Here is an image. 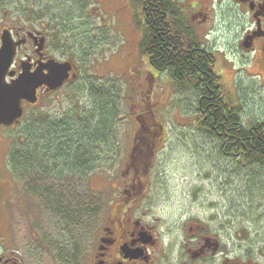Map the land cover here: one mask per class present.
<instances>
[{
	"label": "rangeland",
	"instance_id": "rangeland-1",
	"mask_svg": "<svg viewBox=\"0 0 264 264\" xmlns=\"http://www.w3.org/2000/svg\"><path fill=\"white\" fill-rule=\"evenodd\" d=\"M23 1L29 6V16L36 11L37 1L44 3V16L49 18H44L43 25L39 22L36 27H44L42 30L46 32L52 28L59 30L61 35L49 36L48 45L54 53L61 50L65 58L73 60L79 75L75 82L51 96L44 95L37 105L28 106L12 131L0 133L5 163L10 153H5L8 146L5 136L18 143L26 119L32 114L43 109L53 120H57L56 113L59 117L66 114L75 119L85 110L91 113L87 130L101 132L104 141H99L93 160V165L97 164L95 171L72 182L81 194V201L91 198L96 202L79 205L68 196L73 189L65 190L67 193L62 195L66 205L62 213L70 216L74 208L80 207L77 220L82 241L88 245L93 243L105 218L108 191L110 196L112 186L113 189L120 187L121 174L126 172L131 154L145 152L150 164L146 184L141 182L150 189L149 214L163 220L170 215L180 220L185 212L199 216L198 220L209 225L222 242L228 243L226 247L230 248L231 256L242 260L250 257L264 264V170L217 156L215 142L194 129L196 106L190 92L174 88L166 79L167 74L159 75L140 57L135 6L129 0H80L82 5L76 0L74 6L69 0ZM19 2L23 3L6 0L3 9L7 12L6 23L12 19L17 26L22 25L20 19L24 13L17 11ZM90 8L93 13L88 11ZM102 24L109 35L96 30ZM88 41L92 45L87 49ZM100 81L107 84H99ZM109 82L113 83L111 87ZM227 82L233 92L238 91L236 102L240 105L242 123L264 122V86H255L253 82V88L257 89L253 92V88H247V81L239 82V90L230 78ZM109 96L116 105L110 119L114 102ZM81 139L83 147H88L87 140ZM7 168L0 167V212L4 210L5 214L6 207L9 210L8 226L14 231L15 243L23 247L33 236H39L31 232L33 227L42 231L40 225H33L35 219L30 214L38 215L39 220H52L55 210L45 207L46 197L43 202L29 196L28 190L33 188L30 177L25 174L10 180L5 176ZM53 184L52 179L43 185L40 183L39 194L45 188L53 189ZM64 187L70 188L67 184ZM89 189L96 192L91 194ZM51 229L52 225L47 227L54 235L56 232Z\"/></svg>",
	"mask_w": 264,
	"mask_h": 264
},
{
	"label": "flooded vegetation",
	"instance_id": "flooded-vegetation-1",
	"mask_svg": "<svg viewBox=\"0 0 264 264\" xmlns=\"http://www.w3.org/2000/svg\"><path fill=\"white\" fill-rule=\"evenodd\" d=\"M131 3L132 0H129ZM137 1V21L139 24V40L147 36L151 23L161 24V19H168L175 26H183L190 30L198 39L197 47L203 52L205 62L211 66L213 74L221 79V83L233 96L238 97V91L227 87V80L230 78L232 84L239 90V82L248 83V89L255 86H264V0H136ZM40 1L36 2V11L43 12V7H39ZM43 3V2H41ZM44 4V3H43ZM23 7V8H21ZM17 11L24 13V18L20 19L22 25L17 26L16 20L12 19L6 23L7 12L0 11V48L2 46L3 34H8V39L16 45L11 63L5 72V83H11L23 73L24 69L33 73L42 71L51 59L61 62L65 61L64 53L61 50L52 52L48 45V37L51 32H46L43 28L36 27L37 23L29 21V6L20 4ZM92 12V10H91ZM93 13V12H92ZM97 14L96 11H94ZM156 19L152 20L151 18ZM49 18V16H44ZM166 23L169 24L168 21ZM39 25H43L39 24ZM170 25V24H169ZM145 36V37H146ZM41 38H45L41 44ZM138 47V46H137ZM198 50V51H199ZM139 51V47H138ZM140 53V51H139ZM151 68L148 55H142ZM142 58V59H143ZM73 68L69 72V79L72 82L78 77L79 72L72 63ZM155 70V69H154ZM156 71V70H155ZM168 81L173 84V80L168 72ZM229 73L231 76L228 77ZM73 75H76L75 78ZM241 84V88H242ZM264 88V87H263ZM57 90H50L47 86L41 85L36 89L37 102L30 104L22 101L23 114L29 106L37 105L44 95L51 96ZM253 92L257 89L253 88ZM249 91V90H248ZM28 107V108H29ZM18 123L10 126L0 124V133L13 130ZM7 147L5 153H9L14 139L5 136ZM0 155L2 163L0 167L7 168L5 154ZM126 172L121 174L120 187L110 190L111 195L107 197V207L105 218L100 226L99 232L88 245L81 239V230L78 223L80 217L79 206L74 208L70 216L62 213L66 208L62 195L69 191L68 196L79 202V205L94 204L91 198L81 201V194L77 193V186L72 182L80 177L67 178L60 177L54 173H33L31 178L29 196L42 199L46 197V208L54 209L52 220H39L34 213L30 215L35 219L33 225H40L42 231L37 227H31L33 236L25 246L21 247L15 243L14 231L9 225V210L6 207L0 212V264H258L257 261L248 257L245 260L231 256L228 243L222 242L215 231L209 225L198 220L200 217L185 215L180 220L179 217L160 219L149 214L147 198L150 197V189L143 186L142 179L133 170L131 164H126ZM6 170V169H5ZM14 174L5 172L10 180ZM18 176V174H17ZM16 176V177H17ZM18 178V177H17ZM53 181L54 188H45L39 194L40 183ZM122 182V184H121ZM67 184L70 188L64 189ZM92 189V188H91ZM89 189V191H92ZM54 190H58L55 193ZM96 191H92L95 193ZM1 194V187H0ZM89 194L90 196H92ZM58 196V197H57ZM93 197V196H92ZM97 199V198H96ZM44 202V200H43ZM8 212V214H7ZM12 216V215H11ZM12 224V222H11ZM52 225V235L47 227ZM51 229V230H52Z\"/></svg>",
	"mask_w": 264,
	"mask_h": 264
},
{
	"label": "trees",
	"instance_id": "trees-1",
	"mask_svg": "<svg viewBox=\"0 0 264 264\" xmlns=\"http://www.w3.org/2000/svg\"><path fill=\"white\" fill-rule=\"evenodd\" d=\"M21 1L23 3L19 2L18 5H28ZM73 2L76 0L68 1L74 6ZM132 2L137 10V1ZM79 4L82 5L80 0ZM5 5L6 0H0V11H4ZM38 6H44L43 12H33L34 19L31 20L34 23L42 21V24L46 7L43 3ZM91 10L90 8L88 11ZM49 14L47 12V15ZM151 19L157 21L154 17ZM160 22L159 25L151 23L147 36L139 41L140 53L149 56L156 71L170 74L174 88L190 92L196 106L193 127L215 142L217 156L233 160L244 167L254 166L264 170V122L251 120L244 125L236 97H233L221 83V79L213 74L211 66L205 62L203 52L199 48L192 49L197 47V37L183 26L173 25L169 18L161 19ZM98 28L96 30L108 34L103 24ZM52 29L50 38L61 35L57 28ZM91 45L92 42L88 41L86 48ZM104 83L106 82H99ZM112 85L113 83L109 82V87ZM109 99L114 102L112 96H109ZM112 107L109 119L115 114V102ZM55 115L57 120L50 119L49 113L41 109L26 119L22 129L24 133L20 134L21 140L13 144L7 158V171L14 174V177L17 174V177H20L25 174L32 176L33 173L49 172L64 178H85L95 171L97 164L93 165V160L97 156L98 144L103 136H100L101 132L98 133L96 129L87 130V120L91 113L83 110L75 117L77 120L68 118L66 114L60 117L58 113ZM81 137L87 140L88 147H83ZM103 141L101 140V143ZM133 155L134 153L129 160L130 167L146 184L148 155L146 157L145 152Z\"/></svg>",
	"mask_w": 264,
	"mask_h": 264
},
{
	"label": "water",
	"instance_id": "water-1",
	"mask_svg": "<svg viewBox=\"0 0 264 264\" xmlns=\"http://www.w3.org/2000/svg\"><path fill=\"white\" fill-rule=\"evenodd\" d=\"M8 39V34L2 36V46L0 48V124L10 126L22 114L21 101L26 100L29 103H35L36 89L41 85H46L53 90L63 84L68 79L69 71L72 69L70 62L48 61L43 69L48 72L35 71L33 73L24 69L16 80L11 83H5L4 77L7 71L16 45ZM40 43H43L41 39Z\"/></svg>",
	"mask_w": 264,
	"mask_h": 264
}]
</instances>
